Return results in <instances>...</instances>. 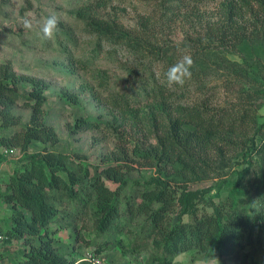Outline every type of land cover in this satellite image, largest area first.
Listing matches in <instances>:
<instances>
[{
    "label": "trees",
    "instance_id": "trees-1",
    "mask_svg": "<svg viewBox=\"0 0 264 264\" xmlns=\"http://www.w3.org/2000/svg\"><path fill=\"white\" fill-rule=\"evenodd\" d=\"M211 2L218 3L216 9H204ZM148 7L151 13L132 28L98 13L93 2L88 12H79L85 32L96 37L90 62L105 44L136 56L128 69L134 81L109 97L119 115L102 120L88 114L72 127L79 132L109 128L116 150L102 164L91 166L47 148L58 138L44 108L47 84L19 76L10 62L0 65V128L18 124L14 108L25 81L30 89L22 104L32 109L21 130L0 136L4 149L19 147L26 153L3 193L13 213L9 227L0 231L6 243L25 245L13 264H90L80 251H67L68 246L63 251L55 237L61 224L77 228L79 221L91 223L94 234L79 236L95 255L148 251L145 264H180L175 257L188 251L209 260L250 247L254 254L246 264H264V149L247 137L264 103V63L259 55L246 57L239 49L251 39H264V0H151ZM179 20L189 24L183 39H163V28ZM185 54L194 61L191 77L183 85H169L166 70ZM216 85L234 94L230 102L217 99ZM67 98L79 102L73 93ZM34 143L44 150L29 153ZM239 151V165L245 166L226 175L231 153ZM134 163L155 171L137 179L136 190L126 198L121 194L131 179L125 168L134 169ZM209 178L213 184L202 183Z\"/></svg>",
    "mask_w": 264,
    "mask_h": 264
},
{
    "label": "rangeland",
    "instance_id": "rangeland-1",
    "mask_svg": "<svg viewBox=\"0 0 264 264\" xmlns=\"http://www.w3.org/2000/svg\"><path fill=\"white\" fill-rule=\"evenodd\" d=\"M151 0H0V65L5 62L12 64L19 76H27L45 82L47 103L46 115L56 133L57 140L45 144L47 148L62 151L75 158H80L84 162L93 166L102 164L107 156H113L116 150V141L109 128L104 126L100 129H90L84 131L74 130L72 127L75 120L81 116L92 114L102 120H107L112 115H119V112L109 105V97L113 93H118L130 87L134 77L129 74L128 69L132 68L136 56L128 53L120 46H103V51L92 62L90 58L96 54V37L86 33L83 28V15H79L80 10L88 12L86 6L91 2L97 6V12L107 17L115 18L126 28L136 27L145 12L151 13L148 2ZM218 3L211 2L204 9L213 11ZM30 14L37 22L42 18L54 15L58 18L57 30L51 39L43 38L39 26L33 30H26L21 24V19L25 14ZM85 18V17H84ZM189 24L183 20L170 23L163 28V39H172L179 42L183 39L185 32L189 29ZM239 46L243 56L254 57L259 55L264 63V39H251L249 44ZM71 52V55H70ZM232 59L240 60V55L231 54ZM132 79V80H131ZM220 102H230L232 93L222 90V85H216ZM22 93L21 100L14 108L15 116L19 117V122L12 128H0L1 135H12L19 131L29 122L32 114L30 107L22 104L23 95L26 96L30 89L29 82L20 84ZM73 93L78 96L79 102L74 103L68 100L67 94ZM264 99V97H263ZM233 99L232 101H234ZM1 109V107H0ZM258 122L255 128L248 134L249 140L252 136L257 140L258 145L264 149V103L258 109ZM1 125V122H0ZM125 126V125H124ZM126 128L131 129L130 126ZM133 128V127H132ZM52 143L54 145L52 146ZM246 146L247 144H243ZM41 143H34L28 152L43 151ZM0 146V152L3 151ZM25 151L19 147H13V152L4 159H0V230L5 231L9 226L8 218L13 213V205L7 203L3 198V193L7 192L6 181L14 170L21 164L25 157ZM255 154V153H254ZM241 153L232 152V166L226 168V175H232L233 171L240 166ZM92 168V167H91ZM128 176L131 181L128 187L121 194L127 198V193L135 191L136 180H142L150 176L155 170L149 166H142L134 163V169H129ZM209 180V181H208ZM205 185L213 184L212 178L202 182ZM215 193V191H214ZM2 195V196H1ZM135 196V194H134ZM253 201H260L255 199ZM135 202L133 199L131 203ZM172 213L173 221L177 222V215ZM86 217V216H85ZM191 216H185V221H190ZM141 216L132 220V229L139 225ZM58 224H54L56 227ZM87 225V227L85 226ZM90 221H79L77 228L67 227L61 224L57 229L55 237L59 245L67 251L70 249L82 252L83 256L90 251L86 241L80 238V232L84 235L94 234L90 232ZM7 242V241H6ZM3 242L0 244V264H13L22 257L25 245L22 242ZM83 247V249H82ZM66 250V249H65ZM82 250V251H81ZM262 252L264 253L263 249ZM250 247L245 249H233L220 256L203 259L196 251H188L175 257L174 263L180 264H246L253 256ZM111 264H145L149 257L146 251L134 254L130 250L124 253L120 250L103 254Z\"/></svg>",
    "mask_w": 264,
    "mask_h": 264
},
{
    "label": "clouds",
    "instance_id": "clouds-1",
    "mask_svg": "<svg viewBox=\"0 0 264 264\" xmlns=\"http://www.w3.org/2000/svg\"><path fill=\"white\" fill-rule=\"evenodd\" d=\"M21 24L26 30H33L34 27L38 25L43 38L51 39L57 30L58 18L54 15H50L37 22L34 17L26 13L21 19ZM193 64L194 61L190 54L183 55L176 63L166 70L165 76L168 84L183 85L185 80L191 77V68ZM90 264H98V262L91 261Z\"/></svg>",
    "mask_w": 264,
    "mask_h": 264
},
{
    "label": "built area",
    "instance_id": "built-area-1",
    "mask_svg": "<svg viewBox=\"0 0 264 264\" xmlns=\"http://www.w3.org/2000/svg\"><path fill=\"white\" fill-rule=\"evenodd\" d=\"M13 152V149H5L4 153L5 156H8L10 153ZM7 239L6 235L3 234L0 231V244H2L3 242H5V240ZM82 259H87L88 261H96L98 262V264H110L109 260L107 258L104 257L103 254H97L95 255L93 252L89 251L85 254V256H83ZM131 264H135L134 262Z\"/></svg>",
    "mask_w": 264,
    "mask_h": 264
}]
</instances>
